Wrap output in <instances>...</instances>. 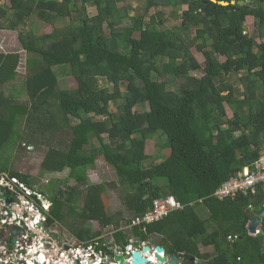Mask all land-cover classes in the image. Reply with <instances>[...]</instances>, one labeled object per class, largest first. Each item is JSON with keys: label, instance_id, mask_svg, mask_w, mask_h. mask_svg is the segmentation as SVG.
I'll return each mask as SVG.
<instances>
[{"label": "trees", "instance_id": "trees-1", "mask_svg": "<svg viewBox=\"0 0 264 264\" xmlns=\"http://www.w3.org/2000/svg\"><path fill=\"white\" fill-rule=\"evenodd\" d=\"M5 1L10 9L0 7L5 20L0 30L16 31L34 18L46 24L74 21L46 35L19 34L29 58L17 88L21 56L0 53V173L36 192L37 179L22 177L11 161L24 136L30 151L47 147L41 172L69 171L67 178H53L38 190L51 204L47 225L62 224L104 254L113 251L102 232L87 227L89 222L114 227L112 248H123L131 239L141 243L168 236L179 244V254L203 264H264V219L261 234L251 236L248 228L250 213H264L263 188L234 199L213 196L245 168L254 169L264 154V42L256 41L264 39V4L251 0L259 5L242 8L237 3L244 0H146L145 14L161 11L145 22L144 13L131 16L127 6L118 8V0ZM89 6L96 15L88 14ZM185 6L179 16L175 8ZM171 9L181 25L162 29ZM248 17L255 20L252 36L246 34ZM59 70L77 81V89L60 86ZM100 80L113 91L101 88ZM25 94L28 100L22 101ZM118 100L123 103L112 113ZM62 130L71 135L64 148L59 146ZM156 137H163L167 155L162 150L148 155ZM100 157L115 172L111 187L121 189L132 216L124 221L128 229L121 214L108 212L107 186L90 183L88 170ZM151 159L160 161L147 165ZM169 200L184 209L151 224L143 221L156 202ZM200 246L213 252L202 254Z\"/></svg>", "mask_w": 264, "mask_h": 264}, {"label": "rangeland", "instance_id": "rangeland-1", "mask_svg": "<svg viewBox=\"0 0 264 264\" xmlns=\"http://www.w3.org/2000/svg\"><path fill=\"white\" fill-rule=\"evenodd\" d=\"M118 8H125L126 6L128 8H130V15L131 16H135L138 14H142L144 13V6L146 3V0H118ZM264 4V0L262 2ZM3 6V5H2ZM5 7L9 10L10 9V3L8 2V5H5ZM188 7L185 6L183 7V9L181 8H175V11L177 12V14L180 16L183 13V10H187ZM159 10L161 11V8H153L150 9V11L145 14L144 13V20L145 22H148L150 17L153 16L154 14H156L157 12H159ZM88 14L90 16H94L96 15V9L92 6H89L88 9ZM168 12L166 13V18H165V22H164V26L162 27V29H166V30H176L177 28L180 27L182 19H180L179 17H176V15H174L175 17H173L172 13H173V9L171 10H167ZM10 12V11H9ZM171 13V14H170ZM4 19H0V24L4 23ZM74 24V21H72L71 19L69 20V18L65 21H58L55 24H46L43 20L38 19V18H34L31 19L28 22V25L26 27H20V29L16 30V31H9V30H0V53H19L21 56V62H20V66H19V72H20V78H19V83L17 84L16 88L18 86H20V82L22 81V79H25V75H26V67H27V60L29 58V55L22 49V46L19 42V34L22 33H28L29 31L34 32L38 35H46L49 34L51 32H53L56 28H65L67 25L69 24ZM125 24V23H124ZM246 34L248 36H252L255 33V20L253 17H248L246 20ZM138 36V34H137ZM256 41L258 43L264 42V39H260L257 38ZM192 52L194 54V56L196 57V59L202 64L204 65V58L202 56V54H200L196 48L192 49ZM224 58H221V61H223ZM204 67V66H203ZM66 71L65 70H59L58 74H59V80H60V86H62L63 88H68V89H77L78 84L77 81L71 77L68 74H65ZM195 75L199 76V74ZM238 86L240 87L241 91H244V87L243 85L240 86V84L238 83ZM100 87L107 89L109 91H113V86L112 84H109L107 81L105 80H100ZM176 88V87H175ZM178 88V86H177ZM122 89V88H121ZM8 95V93H6ZM20 99L22 101H27L28 97L26 96V94L24 96H21ZM123 101L122 100H118L116 103H114L112 105L111 112L112 113H118L119 108L121 107ZM228 113H229V117H231V111L230 109L227 107ZM129 113L132 112V109H129L128 111ZM72 120V119H71ZM74 121V120H72ZM22 127H24V123L21 124ZM59 135V139L61 140V144L59 145L61 148H64L70 141V133L68 132H64V130H62L60 133H58ZM160 136V135H158ZM27 138V137H26ZM23 143L27 142V140H25V136L22 137ZM163 137H156L154 138L152 141L149 142L148 148H147V153L148 155H150L151 157H154L155 155L159 154V152L162 150L163 147ZM22 143V147H16V151L14 152V158H11V161L13 163V160L16 162L15 164V168H16V172L20 173V175L26 179L28 178H33V179H37V186L35 187L34 190H36V193H38L40 186H47V184L53 179V178H58V179H65L68 177L69 175V171H64L62 174H55L54 175H50V174H44L43 172H41V164L44 160L45 154L47 152V147L45 145H42L41 147H36L33 149V151H30V149H28V144L27 146H24V144ZM22 148V149H21ZM168 149H164L162 150V152L167 155L168 154ZM10 153V152H7ZM160 161V160H159ZM159 161H153V159L148 160L146 162L147 165H150L151 163H157ZM11 163V164H12ZM10 164V165H11ZM54 176V177H53ZM88 177L90 180L91 184H104L107 186V192L104 195V201L105 204L108 208V212L113 214V215H118L121 214V218L119 217L122 221V227H126V229H128L130 226L125 223L124 221L127 219L132 218L131 215H129V213L127 212V209L124 206V197L121 194V189H117L114 188L112 189L111 185L114 184L115 182H117L116 179V175L115 172L113 170V168H111L109 165H107L104 161L103 158H99L98 161L96 162V166L94 169L90 168L88 170ZM71 186H75L74 181L70 182ZM29 201L30 203H34L33 199H28L25 195H19L16 203H20V201L25 202V201ZM15 200H13L12 203H14ZM11 203V204H12ZM49 205V204H47ZM20 211H26V205H23L20 209ZM204 213V212H201ZM207 217V216H206ZM205 217V218H206ZM134 226L133 224L131 225V227ZM6 227V226H3ZM71 227V226H70ZM87 227H90L92 229V231L94 232H102V237L104 239H106V241L111 240L112 241V233L115 231L114 227L110 226L107 228H102V226L97 223V222H89L87 224ZM261 227H263V225L261 224ZM260 227V228H261ZM47 228V227H46ZM48 232H46L44 235H40L38 237L37 240L33 239L30 241V243L28 244L27 242V247L25 249H29V246H31L33 244V242H37L40 241L41 239H45L46 237H54L53 238V243H55V245L57 246H61L62 244H68V245H72V246H76L77 243V239L73 236V234L71 233V231H69V229L61 224H57V227H53V228H48L47 230ZM11 230L9 228H2L0 226V253L3 254L4 249L3 246L4 243H7L10 246L9 243V235H10ZM30 240V239H29ZM104 246H106L105 244H103ZM54 250V249H53ZM209 250V249H207ZM50 251V252H49ZM48 252L51 253V250H49ZM87 252L89 250H86ZM27 253V251H25ZM48 253V254H49ZM33 257H36V255L34 256L33 253L32 255ZM115 256V254H114ZM54 261H50L49 264H54Z\"/></svg>", "mask_w": 264, "mask_h": 264}, {"label": "built area", "instance_id": "built-area-1", "mask_svg": "<svg viewBox=\"0 0 264 264\" xmlns=\"http://www.w3.org/2000/svg\"><path fill=\"white\" fill-rule=\"evenodd\" d=\"M260 187L264 190V154L255 162L254 169L245 168L221 185L213 196L219 200L234 199L239 194L245 196L256 194ZM22 194L28 199L37 196L41 204L39 205L34 199V203H30L28 200L16 203L18 196ZM9 199H13L15 202L8 204ZM47 204L43 201L41 195L28 188L18 178L11 177L8 173H0V226L10 230L18 228L23 231L16 237V243H13V237L9 235V239H12V245L9 246L4 243V252L3 254L0 253V264H37L34 259L41 258V256H44L46 260L41 264H49L50 261H54V264H119L115 257L111 258V256L108 257L106 254L97 251L91 242L87 244L77 240L76 246L68 244L57 246L53 243V237L49 236L46 237L47 246L44 243L45 241L41 239L36 243L33 242L29 249H25L27 242L29 244L32 239L33 241L37 240L40 235H44L48 230L46 228L48 223L46 215L50 204ZM23 205H26V211H20ZM173 209L183 210L184 206L174 200L158 201L155 203L154 211L148 213L143 221L151 224L167 217ZM139 223V221H136L133 225L136 226ZM250 234L251 236H257L261 234V231L256 229L254 233ZM34 249L36 251L38 249V252L43 254L36 255L38 253L36 252L33 254L36 257L31 256ZM49 250H51V253H49ZM122 252L121 248H115L116 254H122ZM128 262L131 264V258Z\"/></svg>", "mask_w": 264, "mask_h": 264}, {"label": "water", "instance_id": "water-1", "mask_svg": "<svg viewBox=\"0 0 264 264\" xmlns=\"http://www.w3.org/2000/svg\"><path fill=\"white\" fill-rule=\"evenodd\" d=\"M215 1V0H213ZM259 2H263V0H260ZM259 2L252 3L251 0H244V1H239L237 5L242 8H248V6L256 7L259 5ZM222 6H228L229 4L226 2H220L219 3ZM233 6L236 5V2L231 3ZM235 9V8H234ZM13 202V199L8 200V204H11ZM45 203H49L48 201H45ZM249 216L251 217V224L249 226V231L251 233H254L256 231V228L261 224L262 220L264 219V213L260 217L254 216V214L250 213ZM23 233V231H20L18 228H13L10 232V235L13 237V243H16V237L20 234ZM155 253V259H156V264H178L180 259L176 255H169V257H164L161 254L163 253V249L160 247H157ZM148 255L150 254V248L145 247L142 249V251H134L131 253V264H150L149 259L147 258ZM128 252H124L122 254H118L115 259L119 262V264H128L127 262V257ZM111 258H113L111 256ZM195 260L193 259L189 264H193Z\"/></svg>", "mask_w": 264, "mask_h": 264}, {"label": "flooded vegetation", "instance_id": "flooded-vegetation-1", "mask_svg": "<svg viewBox=\"0 0 264 264\" xmlns=\"http://www.w3.org/2000/svg\"><path fill=\"white\" fill-rule=\"evenodd\" d=\"M42 198H43V201H47L44 197H42ZM57 224H60V223L53 222L49 226L46 225V227L50 229V228H53V227H57ZM250 224H251V222L249 223V226H250ZM249 226H248V228H249ZM259 226L257 227V229H259L261 231ZM229 240L235 242L233 238H230ZM44 241H47V238H45ZM106 244H107L109 249H112L111 240L106 241ZM178 245L179 244L174 242L171 239V237H168V236H164V237H162V236L161 237L160 236H153L149 240H147L146 242H141V243H138L137 240L131 239V240H129L128 245H125L122 249H123L124 252H128V256H129L131 254V252H132L131 248L132 249L137 248V249H139V251H142L143 248L149 247L150 248V254L155 256V253L157 252L156 251L157 247H160V248L163 249L162 256H164V257H167V256L169 257V255H176L177 257L180 258L181 264H189L193 259L195 260L193 262V264H198V261H197V259L195 257H193V256L189 257L184 252H180V254H179V251L177 250ZM199 248L201 250L202 247L200 246ZM95 249H96V247H95ZM106 255L108 257L110 256L109 253H106ZM150 264H156V263H150Z\"/></svg>", "mask_w": 264, "mask_h": 264}, {"label": "clouds", "instance_id": "clouds-1", "mask_svg": "<svg viewBox=\"0 0 264 264\" xmlns=\"http://www.w3.org/2000/svg\"><path fill=\"white\" fill-rule=\"evenodd\" d=\"M38 194H39V193H38ZM48 204H49V203H48ZM256 229H257V228H256ZM249 232H250V231H249ZM250 233H251V232H250ZM250 235H251V234H250ZM43 241H44V239H43ZM111 242H112V241H111ZM44 243H45L46 246H47L46 241H45ZM112 243H113V242H112ZM115 248H119V247H118V246H114V247L112 248L113 254L110 253V256H112V257H116V256H114V254H116V253H115ZM120 248H121V247H120ZM121 249H122V248H121ZM122 251H123V249H122ZM134 251H139V249L135 248ZM134 251H132L131 253H133ZM122 253H124V251H123ZM161 255H162V254H161ZM126 258H127V262H128L129 258H132V257H131V254H130L129 256H127ZM147 258L149 259L150 263H156L155 256H153V255H148ZM178 258H179V257H178ZM179 259H180V258H179ZM128 264H130V263L128 262ZM178 264H181V260L179 261Z\"/></svg>", "mask_w": 264, "mask_h": 264}, {"label": "crops", "instance_id": "crops-1", "mask_svg": "<svg viewBox=\"0 0 264 264\" xmlns=\"http://www.w3.org/2000/svg\"><path fill=\"white\" fill-rule=\"evenodd\" d=\"M3 5V6H2ZM6 5V1L5 0H0V7H4ZM262 224V222H261ZM249 226V225H248ZM261 227V225L259 226V228ZM261 229V228H260ZM201 252L202 254L204 253H212L213 249L209 248V250L205 249L204 247L201 248ZM198 261V264H203L204 261L200 262L198 258H196Z\"/></svg>", "mask_w": 264, "mask_h": 264}, {"label": "bare ground", "instance_id": "bare-ground-1", "mask_svg": "<svg viewBox=\"0 0 264 264\" xmlns=\"http://www.w3.org/2000/svg\"><path fill=\"white\" fill-rule=\"evenodd\" d=\"M49 210V209H48ZM178 209H173V210H171V212H173V211H177ZM138 225V224H137ZM37 228V227H36ZM131 250L132 251H134V249H132L131 248ZM36 252H38V249H37V251H36V249H34L33 250V254H35ZM43 254L42 252H38L36 255H39V254ZM118 254H115V256H117ZM36 262H37V264H41L42 262L44 263V262H46V260H45V258H44V256H41V258H37V259H34ZM37 260H39V261H37Z\"/></svg>", "mask_w": 264, "mask_h": 264}]
</instances>
